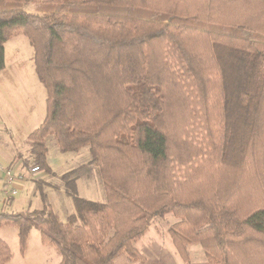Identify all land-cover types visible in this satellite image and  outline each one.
Listing matches in <instances>:
<instances>
[{
    "label": "trees",
    "instance_id": "1",
    "mask_svg": "<svg viewBox=\"0 0 264 264\" xmlns=\"http://www.w3.org/2000/svg\"><path fill=\"white\" fill-rule=\"evenodd\" d=\"M0 0L5 43L24 35L45 86L46 116L26 138L24 166L51 173L46 138L62 152L89 146L106 201L80 195L62 175L75 211L0 210V227L30 230L60 264H117L156 216L190 264L199 243L214 264H264V0ZM213 29L206 28L207 26ZM236 29L225 31L215 27ZM223 29V28H222ZM183 171L178 178L175 170ZM13 252L0 236V264Z\"/></svg>",
    "mask_w": 264,
    "mask_h": 264
},
{
    "label": "rangeland",
    "instance_id": "2",
    "mask_svg": "<svg viewBox=\"0 0 264 264\" xmlns=\"http://www.w3.org/2000/svg\"><path fill=\"white\" fill-rule=\"evenodd\" d=\"M45 0H37L21 7H31L36 11L46 7ZM206 28L214 27L206 25ZM223 28V29H222ZM225 31L236 29L226 27H215ZM237 32V31H233ZM255 38L264 39V36L249 34ZM6 47V67L0 73V140L7 144L9 151L22 154L15 157V160L30 156L29 145L23 139L26 134L35 129L46 116V97L45 86L40 82L35 70L34 48L24 35L10 39L5 44ZM48 147L47 158L53 168L51 176L37 182L36 190L40 196L35 193L30 201H26L22 208L24 212L32 211L34 208L41 207V191H47L57 199L56 209L59 216L65 219L74 212V204L71 198L60 193L57 188L64 186L62 175L65 172L76 170L81 176L82 187L80 194L82 197L93 201H106L105 183L100 176L99 168L92 163L89 146L81 147L77 151L62 152L59 148L56 137L51 134L46 138ZM14 160V161H15ZM34 166L29 165L27 168ZM178 178L184 174L183 171L175 170ZM24 183H17L16 187L20 189ZM43 184L50 186L52 192L44 189ZM43 187V189H42ZM24 198V194L20 195ZM18 197V195L16 196ZM21 198V199H22ZM10 211V209H9ZM178 217L173 214H167L163 217L156 216L148 231L134 245L147 257L145 262L132 261L126 253H122L116 258L117 264H184L172 242L169 234L170 227L178 221ZM0 236L10 245L13 257L6 264H60L61 255L51 244H43L40 237V230L33 227L30 230L28 246L25 253L20 252L18 228L16 226L0 227ZM201 246L195 243L191 246L192 261L195 264H205L204 257L194 253L196 248ZM189 251V250H188ZM207 264V263H206Z\"/></svg>",
    "mask_w": 264,
    "mask_h": 264
},
{
    "label": "crops",
    "instance_id": "3",
    "mask_svg": "<svg viewBox=\"0 0 264 264\" xmlns=\"http://www.w3.org/2000/svg\"><path fill=\"white\" fill-rule=\"evenodd\" d=\"M26 10H29V11H36L35 9H33V8H31V7H26ZM19 35H21V34H19ZM15 37H17V35L16 36H14V37H12V38H15ZM26 37V36H25ZM11 38V39H12ZM27 38V37H26ZM28 39V38H27ZM10 40V39H9ZM8 40V41H9ZM7 41V42H8ZM6 44V43H5ZM5 53H6V47H5ZM2 71H0V73H1ZM34 130V129H33ZM30 133V132H29ZM29 133L28 134H26L25 136H24V139H23V141L27 144V142H26V138H27V136L29 135ZM5 143L6 144H3V142H1V140H0V163L3 165V167H4V170H7V169H13L14 171H16L17 173H20V172H22V171H24V172H26V175H25V178H24V180L23 181H21L22 183H24L23 184V187H20V189L19 188H17L16 187V184H15V188H17L18 189V193L17 194H15V195H13L12 194V192H11V188H10V186L9 185H7L6 184V182H5V179H4V171L0 174V210H2V209H7V210H9L10 209V211H13V212H17V211H23L22 210V208L21 207H23L24 205H25V202L28 200V201H30V199H31V197L35 194V193H37L39 196H40V194H39V192H38V190H36V184H37V182H41L43 179H45V178H47V177H49V176H51V173H48V172H45V171H40V172H36V173H30V171H29V168H27V167H25L24 166V163H23V159L20 157V158H18L17 160H15V157L16 156H20L21 154H22V152L21 151H18V152H13V151H9L8 150V148L7 147H9V146H7V144H10V142H9V140H6L5 141ZM15 160V161H14ZM52 168V167H51ZM52 172H53V168H52ZM41 180V181H40ZM82 181L83 180H81V176H78V178H77V185H78V190H79V193H80V187H82ZM21 182H19V183H21ZM43 186H44V189H48L49 190V192L51 191H53V190H51L52 188L50 187V186H47L46 184H43ZM42 189H43V187H42ZM57 190H59V192L60 193H62V194H64L65 196H67L68 198H70L67 194H66V192H65V189H64V186L62 187V186H59L58 188H57ZM44 191V190H43ZM45 192V191H44ZM46 193V195H47V201H48V203H50L51 204V206H52V208L54 209V211L55 212H57V209H56V205H57V203H56V201H57V199H55L54 197H51L52 195H50V193H48L47 191L45 192ZM24 194V198H22V196H20V195H23ZM18 195V197H16ZM81 195V194H80ZM22 198V199H21ZM72 200V199H71ZM41 201H42V206H43V200L41 199ZM42 206L41 207H38V208H34V209H40V208H42ZM33 209V210H34ZM75 211V210H74ZM58 214H59V212H57ZM73 213V212H72ZM60 215V214H59ZM70 215V214H69ZM68 215V216H69ZM67 216V217H68ZM67 217L65 218V219H62V220H66L67 219ZM179 220V219H178ZM170 234V233H169ZM172 239V238H171ZM172 242H173V240H172ZM174 244V243H173ZM193 244H195V243H191L189 246H188V250H189V254H190V264H195V262H193L192 261V253H191V246L193 245ZM199 244V243H198ZM175 246V245H174ZM201 246V245H200ZM175 248H176V246H175ZM176 250H177V248H176ZM140 251V250H139ZM196 251H199L198 252V256H202L203 255V257H204V260H203V262H205V264L207 263V264H214V263H211V262H209L208 261V259H207V256H206V253H205V251H204V249L202 248V246H201V249L200 248H196L195 250H194V253L196 254ZM141 252V251H140ZM142 253V252H141ZM177 253L179 254V252H178V250H177ZM143 254V253H142ZM144 255V254H143ZM145 256V255H144ZM179 256H180V254H179ZM180 258L182 259V257L180 256ZM147 260V257L145 256V260L144 261H141V260H137V261H141V262H145ZM182 261H183V263L184 264H187V263H185L184 262V260L182 259ZM135 262V261H134ZM200 264V263H199Z\"/></svg>",
    "mask_w": 264,
    "mask_h": 264
},
{
    "label": "built area",
    "instance_id": "4",
    "mask_svg": "<svg viewBox=\"0 0 264 264\" xmlns=\"http://www.w3.org/2000/svg\"><path fill=\"white\" fill-rule=\"evenodd\" d=\"M4 171V179L7 185L10 186L11 192L13 195L18 193V189L15 188V184L24 180L26 172L22 171L17 173L13 169L4 170L3 165L0 163V174ZM30 173L40 172V168L38 166H31L29 168Z\"/></svg>",
    "mask_w": 264,
    "mask_h": 264
}]
</instances>
